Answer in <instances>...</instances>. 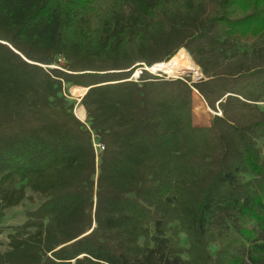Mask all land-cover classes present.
Instances as JSON below:
<instances>
[{"label": "trees", "instance_id": "trees-1", "mask_svg": "<svg viewBox=\"0 0 264 264\" xmlns=\"http://www.w3.org/2000/svg\"><path fill=\"white\" fill-rule=\"evenodd\" d=\"M262 105L264 0H0V211L44 197L0 264H263Z\"/></svg>", "mask_w": 264, "mask_h": 264}, {"label": "rangeland", "instance_id": "rangeland-1", "mask_svg": "<svg viewBox=\"0 0 264 264\" xmlns=\"http://www.w3.org/2000/svg\"><path fill=\"white\" fill-rule=\"evenodd\" d=\"M131 9L128 8V11ZM254 39H249L248 41H244L243 44L235 46V48L229 49V51L226 54V57H221V59L224 61V63L229 64L231 61L238 62L240 60H247L251 61V57H253V51L255 49V44L253 43ZM189 52V51H188ZM190 54V52H189ZM192 60L193 57L190 54ZM230 56V57H229ZM62 62L65 63V61L62 59ZM194 62L197 64V62L194 60ZM63 63V64H64ZM165 63V62H163ZM199 70H200V76L198 78H194L195 75L190 76L187 75V73H179L172 71L171 74H167L164 71H156V73L150 72L153 76H164L165 78H186L190 77L191 81L193 82L200 79L202 75H204L201 66L197 64ZM141 69L140 66H137L132 73L131 77L134 79H139V76H136L137 70ZM203 73V74H202ZM73 83L65 84L64 85V96L66 97L67 101L69 102L67 106H69L70 103L73 104L74 107V113L78 117L76 111L79 109L81 105L82 96H84V89L78 90V87ZM195 90V89H194ZM204 98V97H203ZM194 102V100H193ZM264 106V105H262ZM83 107V106H82ZM213 110V109H212ZM214 113L211 115L214 117L216 115V111L213 110ZM222 114V113H221ZM220 114V115H221ZM79 118V117H78ZM80 119V118H79ZM82 122L89 125L87 112L84 119H80ZM94 136V142L99 145L102 142L99 141V138L97 134L93 133ZM96 139V141H95ZM258 145L262 147L263 155H264V138L258 139ZM99 150V149H98ZM100 151V150H99ZM27 196L28 198L24 200L21 204L15 205L14 207L6 208L3 211H0V249L6 250L9 247V234L15 230L16 227L23 224L27 219V212L29 210H32L36 207H38L44 200V197L34 193L29 187L27 188ZM2 212V213H1ZM182 246L187 247V241L186 236L183 235L182 237ZM214 249V248H213ZM215 250V249H214ZM264 264V263H263Z\"/></svg>", "mask_w": 264, "mask_h": 264}, {"label": "bare ground", "instance_id": "bare-ground-1", "mask_svg": "<svg viewBox=\"0 0 264 264\" xmlns=\"http://www.w3.org/2000/svg\"><path fill=\"white\" fill-rule=\"evenodd\" d=\"M147 70L152 73H156V71H164L167 74H171L172 71H175L179 73H187V75L190 76L200 74L197 64L192 60L186 48L181 49L176 56L170 60V63H156V65L147 66ZM138 73H140V69L137 70L136 76ZM85 90L86 87H84V94ZM76 113L80 119H84L86 116V108L80 106Z\"/></svg>", "mask_w": 264, "mask_h": 264}, {"label": "crops", "instance_id": "crops-1", "mask_svg": "<svg viewBox=\"0 0 264 264\" xmlns=\"http://www.w3.org/2000/svg\"><path fill=\"white\" fill-rule=\"evenodd\" d=\"M205 99V98H204ZM193 100H194V94H193ZM194 104V102H193ZM195 105V104H194ZM205 119H201L200 121L195 119V116H194V108H193V121H194V124L198 127H202V126H209L212 124V120L214 119L212 116L208 117H204Z\"/></svg>", "mask_w": 264, "mask_h": 264}, {"label": "built area", "instance_id": "built-area-1", "mask_svg": "<svg viewBox=\"0 0 264 264\" xmlns=\"http://www.w3.org/2000/svg\"><path fill=\"white\" fill-rule=\"evenodd\" d=\"M54 66H57V65H54ZM53 66V67H54ZM147 64H145L144 66H141V69H140V73H138L137 74V76H139L140 77V75L142 74V72H143V70H146V71H148L147 70ZM218 114H221V111L219 110V111H216ZM102 151L103 149H104V146L100 143L99 145H97V144H95V150L99 153L100 151Z\"/></svg>", "mask_w": 264, "mask_h": 264}, {"label": "water", "instance_id": "water-1", "mask_svg": "<svg viewBox=\"0 0 264 264\" xmlns=\"http://www.w3.org/2000/svg\"><path fill=\"white\" fill-rule=\"evenodd\" d=\"M203 74V73H202ZM206 78V76H205V74L204 75H202L201 77H200V79H198V80H196V81H194L193 80V82H195V83H197V82H200L201 80H203V79H205ZM195 89V88H194ZM88 90V88L86 87V90H85V93H87L86 91ZM83 97V96H82Z\"/></svg>", "mask_w": 264, "mask_h": 264}]
</instances>
